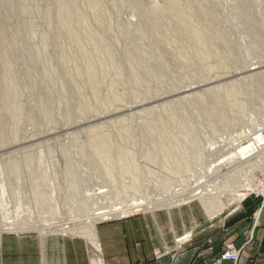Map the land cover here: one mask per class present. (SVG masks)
Masks as SVG:
<instances>
[{"label": "rangeland", "instance_id": "rangeland-1", "mask_svg": "<svg viewBox=\"0 0 264 264\" xmlns=\"http://www.w3.org/2000/svg\"><path fill=\"white\" fill-rule=\"evenodd\" d=\"M263 185L264 0H0V224L87 239L147 203L122 219L196 230L252 218Z\"/></svg>", "mask_w": 264, "mask_h": 264}, {"label": "crops", "instance_id": "crops-1", "mask_svg": "<svg viewBox=\"0 0 264 264\" xmlns=\"http://www.w3.org/2000/svg\"><path fill=\"white\" fill-rule=\"evenodd\" d=\"M247 210L196 230L175 212L106 221L96 226L97 244L103 264H264V202L252 218ZM190 231L189 241L177 243ZM228 245L239 251L236 262L220 261ZM89 247L75 235L6 233L0 264H90Z\"/></svg>", "mask_w": 264, "mask_h": 264}, {"label": "bare ground", "instance_id": "bare-ground-1", "mask_svg": "<svg viewBox=\"0 0 264 264\" xmlns=\"http://www.w3.org/2000/svg\"><path fill=\"white\" fill-rule=\"evenodd\" d=\"M255 140H257V139L255 138ZM103 141L105 143V140H103ZM103 141H95V142H100V143L102 142L103 143ZM97 145H98V143H97ZM123 160H124V158H123ZM127 161H128V158L126 159L125 162H127ZM165 162H166V160H165ZM165 162H164V164H165ZM109 173H111V172H109ZM261 193L264 194V185L262 186V192ZM89 196H91V195H89ZM102 197H104V196H102ZM98 199H99V197H98ZM192 200H193L192 198L187 199V200H182L180 203H177L175 206H177V207L183 206L187 203H190ZM150 207H151V205L149 206V204H147V203L146 204L141 203V204H137V205H132L128 209H125V210H120L119 208H116L115 205L111 206L109 209L102 207V208H99L98 210H96V212L93 213L90 218L86 219L85 221L88 223V226L86 227L87 233H85L83 236H86V234H87L86 240H88V243L90 245L89 248H90V251L92 252V257L90 258L91 264H103L101 252H100V247H98L97 239H96V226L99 223L105 222V221L120 220V219L124 218L127 214L132 213V212L146 213L147 211H149ZM103 209H107V210L100 211ZM209 210L211 212H209ZM209 210H208L209 216L214 217L215 215L221 213L222 208L216 209L215 207H212ZM132 215H133V213H132ZM26 225L27 224H20L19 222H16L13 219L9 218V219H7V222L0 224V236L2 234H6V233H14V234L21 233L22 234V233H29V232L37 231V230L41 231L42 232L41 235H43V236L47 235V233H58V232L66 234L67 232H69V230H71L73 228L74 222L70 221V223H62V224L50 223L47 225L40 226V228L37 226L36 227H29ZM188 237H189V233L185 234L183 239L177 240L178 241L177 243L181 244V242L183 240H186ZM177 245H179V244H177Z\"/></svg>", "mask_w": 264, "mask_h": 264}, {"label": "built area", "instance_id": "built-area-1", "mask_svg": "<svg viewBox=\"0 0 264 264\" xmlns=\"http://www.w3.org/2000/svg\"><path fill=\"white\" fill-rule=\"evenodd\" d=\"M239 251L236 250L232 245H228L224 253L220 256V261H231L236 262L238 260Z\"/></svg>", "mask_w": 264, "mask_h": 264}]
</instances>
